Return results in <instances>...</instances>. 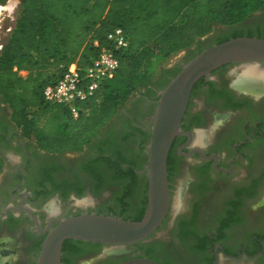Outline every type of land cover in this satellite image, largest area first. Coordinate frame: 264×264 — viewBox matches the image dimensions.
<instances>
[{
    "label": "flooded vegetation",
    "instance_id": "af4514ba",
    "mask_svg": "<svg viewBox=\"0 0 264 264\" xmlns=\"http://www.w3.org/2000/svg\"><path fill=\"white\" fill-rule=\"evenodd\" d=\"M260 21L247 33L264 37V19ZM217 41L196 47L172 70ZM235 66L218 67L191 89L181 132L167 155L170 207L157 230L120 255L99 257L101 244L92 251L70 243L62 250V264L89 255H98L95 264L120 262L142 256L139 246L144 244L151 246L150 259L162 264H264V93L233 86ZM170 77L161 71L157 80L165 83ZM164 86L151 85L131 96L89 143L69 152L42 149L13 120L0 94V239L14 243L7 264H36L54 219L83 212L131 218L130 204L124 211L88 207L86 195L114 188L121 195L126 187L146 195L147 145ZM125 160L142 165L129 182L123 178ZM61 201L66 213L60 212Z\"/></svg>",
    "mask_w": 264,
    "mask_h": 264
},
{
    "label": "trees",
    "instance_id": "16d2710c",
    "mask_svg": "<svg viewBox=\"0 0 264 264\" xmlns=\"http://www.w3.org/2000/svg\"><path fill=\"white\" fill-rule=\"evenodd\" d=\"M263 10L264 0H21L0 50V94L17 125L42 149L80 151L135 92L154 85L151 74L155 60L189 48L217 25L234 28ZM115 27H121L129 41L127 48L115 52L119 60L115 75L103 82L94 96L76 103L78 117L73 118L60 105H51L48 113L43 88L57 81L74 61L80 69L86 67L99 48L109 44L107 35ZM240 35L255 36L237 30L218 37L216 43ZM180 68L164 69L162 72L171 77L165 83L157 81L155 87L167 85ZM20 70L27 72L19 75ZM125 163L128 168L123 178L129 182L142 165ZM143 194L137 210L125 219L141 218L146 204L145 191ZM129 198H135V193L126 187L119 197L126 205L121 207L123 211ZM73 242H79L81 250L100 247L98 243L66 239L62 250ZM139 250L150 258V245H141Z\"/></svg>",
    "mask_w": 264,
    "mask_h": 264
},
{
    "label": "water",
    "instance_id": "95a60500",
    "mask_svg": "<svg viewBox=\"0 0 264 264\" xmlns=\"http://www.w3.org/2000/svg\"><path fill=\"white\" fill-rule=\"evenodd\" d=\"M255 63L264 67V38L240 35L211 44L184 63L159 93L147 145L146 204L139 220L103 213L83 212L54 219L40 246L36 264H62L66 239L103 245L99 257L128 252L127 245L146 241L164 221L170 207L167 155L180 124L194 84L225 64ZM235 76V74H234ZM264 93V92H262ZM117 264H162L145 256L126 258Z\"/></svg>",
    "mask_w": 264,
    "mask_h": 264
},
{
    "label": "built area",
    "instance_id": "2783aa9c",
    "mask_svg": "<svg viewBox=\"0 0 264 264\" xmlns=\"http://www.w3.org/2000/svg\"><path fill=\"white\" fill-rule=\"evenodd\" d=\"M107 40L109 44L101 46L86 67L80 69L74 61L57 81L47 84L42 90L43 100L49 105L65 106L73 118L78 117L79 108L76 103L94 96L103 82L115 75L119 66L115 52L127 48L129 44L121 27L113 28Z\"/></svg>",
    "mask_w": 264,
    "mask_h": 264
},
{
    "label": "rangeland",
    "instance_id": "374dc122",
    "mask_svg": "<svg viewBox=\"0 0 264 264\" xmlns=\"http://www.w3.org/2000/svg\"><path fill=\"white\" fill-rule=\"evenodd\" d=\"M20 1H19V3H20ZM19 3H18V5H19ZM17 11H18V6L14 10L13 14L11 16H9L5 13V11L0 10V50L3 46V44L6 42L8 36L11 32V28L13 27L14 20H15L16 15H17ZM263 19H264V10H263V12L262 11L255 12L250 18H248L243 23H241L240 25H238L234 28L217 25L213 28V30L209 34H207V35L199 38L198 40H196L189 48L180 50V51L170 55L166 59L155 60L154 61V68H153V71L151 74V83H154V85H155V83H157V81H159L157 79H158V76L161 73V71H163L164 69H169V70L174 69V65H177L179 62H182L185 59V57H187V55L189 53H192L195 50L196 47H198V46L201 47L204 44H206L207 41L209 42V41H212L214 38L224 37L226 35H229L231 32H234L237 30H242V31L251 30V32H254L257 29L256 26H257L258 22L260 20L263 21ZM243 34H245V33H243ZM228 70H230V69H228ZM25 71H27V70L20 71L19 75H24L26 73ZM144 90L145 89L142 88L139 91L135 92L132 96H134L136 94H140ZM50 106L51 105H49L48 109H47L48 113L51 110ZM8 112L10 113L9 109H8ZM2 169H4V166L2 165L1 160H0V172L2 171ZM143 192L144 191H142V190H138L135 193V198H129L127 200L128 201L127 203L130 204L128 206V208L130 209L128 211V213L131 214L132 212L137 210L138 205L141 204L143 199H144ZM119 197H120V192H119V189H117V188L109 189L106 193H104L102 195L99 194V195L95 196V195H92L89 193L86 195V198H88V201H89L88 207H90L91 205L102 208V209H107V208L115 209L117 207V210L121 209V207L123 205L120 203ZM175 200L176 199H174L173 202ZM176 203H174V204L176 205ZM65 204H66L65 201H61V203H60V205L62 206V209H60L61 213H66L69 210L66 207H64ZM56 206H58V205H56ZM61 206H60V208H61ZM55 209H57V207L53 208V210H55ZM101 252L98 255H100ZM98 255H89L84 259H82V258L78 259V261H76L75 264H82L83 261H86V263H83V264H88L87 262H90L91 264H95L97 261L96 259H97Z\"/></svg>",
    "mask_w": 264,
    "mask_h": 264
},
{
    "label": "bare ground",
    "instance_id": "6f19581e",
    "mask_svg": "<svg viewBox=\"0 0 264 264\" xmlns=\"http://www.w3.org/2000/svg\"><path fill=\"white\" fill-rule=\"evenodd\" d=\"M20 0H6L0 5V10L11 16L18 6ZM232 85L242 91L252 93L264 92V67H260L255 63L241 65L235 71ZM180 201L176 204L179 205ZM57 209L54 210L56 212ZM14 252V243L7 238L0 239V264H7L12 258Z\"/></svg>",
    "mask_w": 264,
    "mask_h": 264
},
{
    "label": "crops",
    "instance_id": "0c3cea01",
    "mask_svg": "<svg viewBox=\"0 0 264 264\" xmlns=\"http://www.w3.org/2000/svg\"><path fill=\"white\" fill-rule=\"evenodd\" d=\"M14 70H16V67H14ZM20 71H24V70H20ZM20 71H19V72H20ZM25 72H27V71H25Z\"/></svg>",
    "mask_w": 264,
    "mask_h": 264
}]
</instances>
